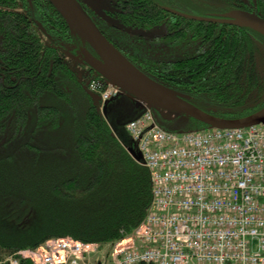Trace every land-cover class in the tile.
<instances>
[{
  "label": "trees",
  "instance_id": "1",
  "mask_svg": "<svg viewBox=\"0 0 264 264\" xmlns=\"http://www.w3.org/2000/svg\"><path fill=\"white\" fill-rule=\"evenodd\" d=\"M111 1L109 13L122 26L95 23L142 72L219 117L264 107V35L219 21L238 10L264 18V0H199L217 10L203 16L213 21L174 12L186 13L178 0ZM125 27L154 33L135 36ZM83 50L97 53L49 0H0V264L52 238L112 245L150 206V172L136 143L113 131L89 76L72 67L67 53L83 58ZM47 95L62 105L42 104ZM155 111L168 130L209 127ZM140 114L139 106L131 119ZM19 264L34 263L20 256Z\"/></svg>",
  "mask_w": 264,
  "mask_h": 264
},
{
  "label": "built area",
  "instance_id": "2",
  "mask_svg": "<svg viewBox=\"0 0 264 264\" xmlns=\"http://www.w3.org/2000/svg\"><path fill=\"white\" fill-rule=\"evenodd\" d=\"M102 104L122 90L93 76ZM126 128L150 172L152 199L139 226L109 246L72 237L20 250L34 264H264V125L177 132L153 108Z\"/></svg>",
  "mask_w": 264,
  "mask_h": 264
},
{
  "label": "water",
  "instance_id": "3",
  "mask_svg": "<svg viewBox=\"0 0 264 264\" xmlns=\"http://www.w3.org/2000/svg\"><path fill=\"white\" fill-rule=\"evenodd\" d=\"M49 2L63 16L71 30L79 33L100 56L101 61L96 60L87 50H83L89 65L123 91L135 96L139 102L144 101L155 110L162 109L175 113V115L189 116L213 128H242L256 124L264 118V107L245 117L223 118L195 106L186 100L182 93L155 80L130 62L101 31L79 0H49ZM168 10L171 9L168 8ZM174 12L186 18L214 20ZM219 21L247 25L264 35V18L254 12L238 10L232 13V18ZM38 25L44 30L40 23ZM94 99L98 101L97 98ZM104 112H106V107Z\"/></svg>",
  "mask_w": 264,
  "mask_h": 264
},
{
  "label": "rangeland",
  "instance_id": "4",
  "mask_svg": "<svg viewBox=\"0 0 264 264\" xmlns=\"http://www.w3.org/2000/svg\"><path fill=\"white\" fill-rule=\"evenodd\" d=\"M83 2L86 5V8L96 10L98 13H100V15L105 20H107L109 24H118L122 26V23L119 22L118 18L111 16L110 13L104 12L105 8L112 9L111 0H83ZM176 6L179 9H182L183 11H185L186 13H189L194 16H199V17H203L207 15L208 13H214L217 11L215 8L211 7L207 3L199 1V0H178V3L176 4ZM125 30L130 33L132 32L131 34L135 36L144 35L145 37H147L154 33V29L143 31L141 29L134 30V29H131L130 27H125ZM67 54L70 58V62L74 63L72 64V67L79 73L85 72L87 74L88 72L87 68L84 64H82L81 60L78 57L72 56L70 53H67ZM85 62L89 65L88 59H86ZM260 69H261V73L264 79V54H262L261 56ZM41 103L42 104H46V103L56 104L57 106L62 105V104H58L59 101L55 97H51L48 95L46 97L41 98ZM99 104L100 106L103 105L102 103H99ZM105 105H106V113L103 112V114L108 120V122L110 123L111 127L113 128V131L118 135L129 136L130 134L128 133L125 127V123L129 119L135 117L137 113L139 112V105H138L136 97L129 94L126 91H123L119 96L107 101ZM156 110L158 114L162 113L163 116H165L166 118H173L174 116H176L175 113L168 112L166 110H162V109H156ZM184 120H186V118H184ZM257 124L264 125V118L260 120ZM68 127L70 128L71 125L69 124ZM211 128L213 127H206L202 130H208ZM176 131L184 132V131H191V130H185L183 128H180V129H177ZM129 151L133 152L132 149ZM109 249H110L109 246H104V252L106 256H108L111 252V250Z\"/></svg>",
  "mask_w": 264,
  "mask_h": 264
},
{
  "label": "flooded vegetation",
  "instance_id": "5",
  "mask_svg": "<svg viewBox=\"0 0 264 264\" xmlns=\"http://www.w3.org/2000/svg\"><path fill=\"white\" fill-rule=\"evenodd\" d=\"M79 2L82 4V6L85 8V10L88 12V14L92 17V19L96 22H98L100 25L103 24L104 27H106L104 24L108 23L107 20H105L101 15L100 13H98L96 10H93V9H89V8H86V5L84 4L83 0H79ZM112 2V1H111ZM178 3V2H177ZM111 6L113 7V3H111ZM111 11L110 8H105L104 12L106 13H109ZM109 24V23H108ZM107 25V24H106ZM106 34H108L107 32H105ZM116 38V37H115ZM109 39V38H108ZM123 43H124V38L121 40ZM119 42V41H118ZM123 47V46H122ZM127 47V46H126ZM89 51V54L92 55V57H94L96 60H100L101 61V58L100 56H98L97 53H95L94 51L92 50H88ZM127 51V49H124V52ZM83 54V53H82ZM138 54V53H137ZM84 55V54H83ZM143 56V55H142ZM78 57L82 64H84L87 68V75L89 76L88 77V81L90 80L91 77H93L95 75V71L90 67V65H88L85 60H86V57L84 55L83 58H81V55L80 56H76ZM86 63V64H85ZM88 65V66H87ZM94 73V74H93ZM88 81H87V84H88Z\"/></svg>",
  "mask_w": 264,
  "mask_h": 264
}]
</instances>
